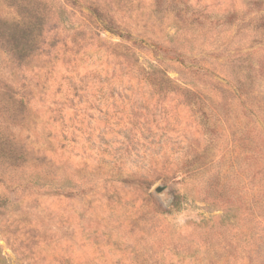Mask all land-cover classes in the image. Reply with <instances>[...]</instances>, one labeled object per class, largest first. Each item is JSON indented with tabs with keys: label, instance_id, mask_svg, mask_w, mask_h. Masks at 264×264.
<instances>
[{
	"label": "rangeland",
	"instance_id": "rangeland-1",
	"mask_svg": "<svg viewBox=\"0 0 264 264\" xmlns=\"http://www.w3.org/2000/svg\"><path fill=\"white\" fill-rule=\"evenodd\" d=\"M23 1L0 264H264V0Z\"/></svg>",
	"mask_w": 264,
	"mask_h": 264
},
{
	"label": "trees",
	"instance_id": "trees-1",
	"mask_svg": "<svg viewBox=\"0 0 264 264\" xmlns=\"http://www.w3.org/2000/svg\"><path fill=\"white\" fill-rule=\"evenodd\" d=\"M21 1H23V0H21ZM23 2H25V1H23ZM22 7H24V6L22 5ZM104 30H106L110 33H113V34H118L117 31H114L111 27H104ZM118 36L122 39H128L129 38V35L126 36V35H122L121 33H119ZM156 70H158V69H156ZM165 78L167 81H169V83L172 82L171 79H169L168 77H165ZM179 88H180V86H179Z\"/></svg>",
	"mask_w": 264,
	"mask_h": 264
},
{
	"label": "clouds",
	"instance_id": "clouds-1",
	"mask_svg": "<svg viewBox=\"0 0 264 264\" xmlns=\"http://www.w3.org/2000/svg\"><path fill=\"white\" fill-rule=\"evenodd\" d=\"M183 222H184V218H183V216L179 217V218H178V223L183 224Z\"/></svg>",
	"mask_w": 264,
	"mask_h": 264
}]
</instances>
